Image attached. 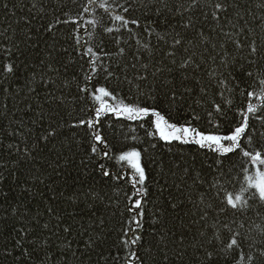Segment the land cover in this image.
Wrapping results in <instances>:
<instances>
[{
    "label": "trees",
    "instance_id": "16d2710c",
    "mask_svg": "<svg viewBox=\"0 0 264 264\" xmlns=\"http://www.w3.org/2000/svg\"><path fill=\"white\" fill-rule=\"evenodd\" d=\"M102 2L0 0V264H237L227 226L264 264V202L249 186L264 166L242 154L264 155V108L226 155L119 111L158 113L163 136L169 125L233 134L248 92L264 91V0ZM101 88L110 97L97 119ZM133 151L143 184L137 161L120 160ZM229 194L247 201L242 211L222 202Z\"/></svg>",
    "mask_w": 264,
    "mask_h": 264
},
{
    "label": "snow or ice",
    "instance_id": "6c2138e0",
    "mask_svg": "<svg viewBox=\"0 0 264 264\" xmlns=\"http://www.w3.org/2000/svg\"><path fill=\"white\" fill-rule=\"evenodd\" d=\"M92 3H96L97 0H91ZM162 2V0H161ZM108 3V0H103V2L100 4L101 7H104L105 4ZM121 7H123L124 12H128L129 9L127 7H124V5H121ZM193 7H195V4H193ZM85 12L88 11L87 8L84 9ZM220 12H227V8H224L222 6V4L217 3L215 6V11L212 12V17L214 20L219 21L220 20V16L217 15V13ZM114 19L117 21L118 24H123L125 28L128 27L129 24H134V21H128L126 19L123 18L122 15H116L114 17ZM63 23H79V21H62ZM87 23L89 24H93L92 20H89ZM138 26V25H137ZM185 27H188L189 25H184ZM113 31H120L119 27L116 28H109L108 32L111 33ZM224 35H228V33H224ZM181 43V41L179 39H177L175 41V45L174 46H178ZM237 46L240 47L239 42H237ZM87 54L89 55H94L93 53V49L92 48H88L87 49ZM173 53H169V55H172ZM250 55L255 57L257 55V48L255 43H253L250 46ZM93 63H95V61H93ZM189 63H182L181 67L182 68H187L189 67ZM6 70L8 72H11L13 69L11 66H7ZM95 72V69H93V74ZM252 73H249V76H251ZM260 84L262 86H264V80L260 81ZM82 90H87V89H82ZM99 95L95 97L96 100L101 101V105L100 108L97 112V119H99L100 113L104 111V109L106 107H108L107 105H105L102 101V98L104 97H110V93L101 88L97 90ZM248 98H249V104L246 107V110L244 112H241L240 115L242 116V121L240 123V125L238 127L235 128L233 134L228 135V136H224V137H217V136H205L200 134L199 132L190 129V128H172L171 125H169L168 127L171 129V133L173 134V138L180 140L181 143H199L201 147H204L205 144L208 145H216L218 151H220L221 155H226L229 153H232L234 151H237L238 149H240L241 146V140H243L245 138V133H247L249 131V119L250 117H255L256 113L258 112L259 109L264 108V91H261L259 93H253V92H248ZM260 101L261 103L259 104H254L251 101ZM119 111L121 113H124L128 118H132V119H136V118H143L145 116L148 115H152L155 116L157 118V128H159V124L161 122H163V117H160L158 113L156 112H148L147 110H140V109H134L132 107H127V106H121L119 108ZM216 112H220L221 108L219 106L216 107L215 109ZM264 119V118H262ZM87 123V127L89 128H93L94 124L92 121L86 122ZM81 127H83L84 125H80ZM183 133V139H181L180 136H176V133ZM195 137H199V139H196ZM161 138L163 139L164 136L163 134H161ZM97 142H100L99 137L97 138ZM171 142V141H168ZM203 142V143H201ZM225 142H230L228 144H225ZM96 149L93 148V152H95ZM243 156L246 158H249L251 160V162L254 165H260V166H264V155H262L260 152H257L255 154H250L248 151H243ZM140 157V153L138 152H130L127 155H122L120 157L121 161H129L132 159H135L136 161L139 160ZM133 167L136 169V172L138 173V181H134L135 183H139V184H143L145 181V175H144V170L143 168H141L139 166V164H133ZM107 175V173H106ZM252 188L257 189L258 195H259V199L264 202V183L261 184H250L249 185ZM138 195H142V192H138ZM224 203L227 204V208L231 209L234 213L237 211H242L243 207L247 205V201L243 200V198L239 195L237 196H233L231 194H229L226 197L225 201H222ZM135 208L139 209L142 207L140 202L135 203L134 205ZM222 211H226V209L222 210ZM142 215V214H141ZM137 223H139V221H137ZM240 228H243V225H240ZM226 231L229 232V240L227 242L226 245H224V252L225 253H229L232 252L233 250H238L240 251V255H239V259L237 260V264H252L253 261V257L252 256H248L247 259L245 258V255L243 253V250L241 249V244L243 242V239L241 237V232L239 230H235L233 228H231V226H227ZM234 233V234H233ZM140 237L137 236L135 237V239H133L131 241L132 244H135L137 241H139ZM217 239L219 240V236H217ZM124 243H128V241H124ZM259 256L260 257H264V251L259 252ZM211 253H209V259H211ZM132 259L136 260L137 257L133 254L132 255Z\"/></svg>",
    "mask_w": 264,
    "mask_h": 264
},
{
    "label": "rangeland",
    "instance_id": "374dc122",
    "mask_svg": "<svg viewBox=\"0 0 264 264\" xmlns=\"http://www.w3.org/2000/svg\"><path fill=\"white\" fill-rule=\"evenodd\" d=\"M158 133L159 135L161 136V134L163 135H166V130L164 129V127H162L161 124H159V128H158ZM180 137L182 138L183 137V133L181 132V134H179ZM176 136H177V133H176ZM205 136H208V135H205ZM165 138L167 139H174L173 137H168V136H164ZM164 138V139H165ZM196 139H199V137H196ZM137 152V151H136ZM139 153V152H138ZM135 160V159H134ZM133 162V161H132ZM137 163L139 164V166L141 165V162H140V157H139V160L137 161ZM137 163H134L133 164H137ZM141 167V166H140ZM134 168V167H133ZM134 171L136 172V169L134 168ZM137 173V172H136ZM138 174V173H137ZM261 183H264V176H259V180L257 181L256 184H261Z\"/></svg>",
    "mask_w": 264,
    "mask_h": 264
}]
</instances>
